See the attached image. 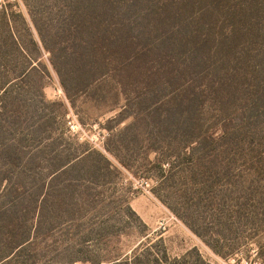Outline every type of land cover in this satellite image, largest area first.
<instances>
[{
	"label": "trees",
	"instance_id": "16d2710c",
	"mask_svg": "<svg viewBox=\"0 0 264 264\" xmlns=\"http://www.w3.org/2000/svg\"><path fill=\"white\" fill-rule=\"evenodd\" d=\"M21 1L38 39L0 3V264H209L151 240L105 256L119 221L147 227L118 165L151 173L215 255L250 261L264 236V0ZM43 51L72 107L118 110L105 145L118 165L69 134L67 107L44 94Z\"/></svg>",
	"mask_w": 264,
	"mask_h": 264
},
{
	"label": "rangeland",
	"instance_id": "374dc122",
	"mask_svg": "<svg viewBox=\"0 0 264 264\" xmlns=\"http://www.w3.org/2000/svg\"><path fill=\"white\" fill-rule=\"evenodd\" d=\"M2 2L4 0H0V3ZM10 2L17 3L20 12L24 13L35 37L38 39L23 2L21 0H10ZM41 60L48 65L51 73V78L47 79L44 88L46 98L65 104L67 107V123L68 121H72L73 118L79 120L88 137L87 142L81 143H87L92 148L105 153L118 165L114 158L105 151V145L110 136V134L107 136L109 131L107 132L106 128L110 129L113 127L112 130L116 131V128L119 127L115 126L114 122H110L118 113V110L109 111V106L103 104L98 106L95 102L86 98H81L77 107H72L65 96L57 74L52 69L49 55L44 51L42 52ZM105 137L106 141L104 140ZM97 145H102V148H98ZM118 167L121 172L119 185L124 189L130 190V204L147 227H144L139 220L133 217L128 220L119 221L117 227L122 229V234L113 236L107 240L104 239L97 245L105 253V256L111 257L113 254H119L130 257L135 249L151 240L155 243L160 242L159 245L165 246L171 257H182L187 251L196 247L208 260L209 264H263L257 258V253L260 251V245L264 243V236L260 241L252 242L247 248L249 252L245 254L252 257L250 261H246L245 256H237L227 260L222 259L215 255L199 237L154 196L152 188L156 187V180L149 176L151 173L143 170V172L134 175L131 171L124 169L120 165ZM54 235L52 240L59 241L57 238H59L60 232ZM48 243H50L49 240ZM53 255L54 253L49 254L50 257ZM49 256L35 264H53L49 261ZM74 264L89 263L75 262Z\"/></svg>",
	"mask_w": 264,
	"mask_h": 264
},
{
	"label": "built area",
	"instance_id": "2783aa9c",
	"mask_svg": "<svg viewBox=\"0 0 264 264\" xmlns=\"http://www.w3.org/2000/svg\"><path fill=\"white\" fill-rule=\"evenodd\" d=\"M67 128H68L69 134L72 135L75 139H77L80 143L88 141V137L86 136L84 128L77 118H73L72 121H68ZM109 134L110 133L108 132L107 136ZM104 140L106 141V137ZM97 146L98 148H102V145H97Z\"/></svg>",
	"mask_w": 264,
	"mask_h": 264
}]
</instances>
